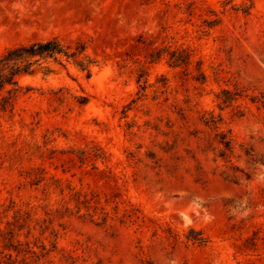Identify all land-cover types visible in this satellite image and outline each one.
<instances>
[{"label":"rangeland","instance_id":"1","mask_svg":"<svg viewBox=\"0 0 264 264\" xmlns=\"http://www.w3.org/2000/svg\"><path fill=\"white\" fill-rule=\"evenodd\" d=\"M52 37L91 72L0 93V256L264 264V0H0V56Z\"/></svg>","mask_w":264,"mask_h":264},{"label":"trees","instance_id":"2","mask_svg":"<svg viewBox=\"0 0 264 264\" xmlns=\"http://www.w3.org/2000/svg\"><path fill=\"white\" fill-rule=\"evenodd\" d=\"M86 48V44L82 41H77V45L72 46L71 44L63 43L58 37L8 48L0 56V93L7 90L9 86H14L15 88L9 90L10 97L1 99L2 108L5 109L8 105H13V99L16 96V94H13V90L17 91L20 88L18 78L24 74L35 73L41 67L43 61L48 59H53L63 66L65 64L61 57L73 60L82 71H87L90 75V66L93 61L85 54ZM171 60L172 63L180 64L187 62L188 56L186 57L184 53L172 52ZM43 72L48 74L53 72V69L49 66H44ZM199 241L202 242L204 239L199 238ZM12 249L17 252V257H13L12 253H4L0 256V264H20L18 255L21 250L16 246H13Z\"/></svg>","mask_w":264,"mask_h":264}]
</instances>
